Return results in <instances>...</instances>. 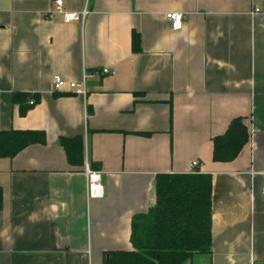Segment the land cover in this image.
Listing matches in <instances>:
<instances>
[{
	"label": "crops",
	"instance_id": "obj_1",
	"mask_svg": "<svg viewBox=\"0 0 264 264\" xmlns=\"http://www.w3.org/2000/svg\"><path fill=\"white\" fill-rule=\"evenodd\" d=\"M51 8L0 0V130L46 135L0 157V264H102L131 250V219L154 205L155 176L193 161L212 180L211 252L185 264L264 262V0H64L89 10L83 23ZM170 11L184 14L181 29ZM103 67L113 73L90 76L85 95L52 90L55 76L79 82ZM13 92L39 100L21 116ZM237 116L248 141L213 161L212 137ZM77 135L83 166L59 145ZM86 166L101 197L87 192Z\"/></svg>",
	"mask_w": 264,
	"mask_h": 264
},
{
	"label": "trees",
	"instance_id": "obj_2",
	"mask_svg": "<svg viewBox=\"0 0 264 264\" xmlns=\"http://www.w3.org/2000/svg\"><path fill=\"white\" fill-rule=\"evenodd\" d=\"M140 36L132 34V49L140 51ZM12 102L25 115L39 100L37 94L13 92ZM33 104H29V100ZM249 138L242 116L230 120L226 130L212 137V159L232 161ZM46 142L41 130H0V157L12 158L30 144ZM59 145L68 163L83 166L82 136L60 137ZM93 169L99 165L92 163ZM211 175L192 170L187 173H159L154 181V205L131 219L129 251L105 252L102 264H185L195 255L211 252ZM2 191L0 188V209ZM261 264H264L262 262Z\"/></svg>",
	"mask_w": 264,
	"mask_h": 264
},
{
	"label": "built area",
	"instance_id": "obj_3",
	"mask_svg": "<svg viewBox=\"0 0 264 264\" xmlns=\"http://www.w3.org/2000/svg\"><path fill=\"white\" fill-rule=\"evenodd\" d=\"M260 11L259 7L254 8V12ZM51 13L61 14L62 20L65 23L77 22L83 23L89 14L87 8H83L80 11H67L64 9V0H52ZM165 17L169 20L171 28L173 30H179L183 27L185 16L181 12L170 11L165 14ZM113 70L103 67L100 70L84 71L82 80L79 82L68 81L66 82L59 76H55L53 79L52 90L55 92L61 91L63 87L67 86L70 92L74 94L85 95L87 92L86 81L92 75H108L112 74ZM29 104H33V100H29ZM198 166L197 161L191 163L192 170H195ZM191 170V171H192ZM86 180H87V192L89 196L101 197L103 195L102 185L100 182V175L98 171L90 170L88 166L85 167ZM261 193L264 196V172L262 173Z\"/></svg>",
	"mask_w": 264,
	"mask_h": 264
}]
</instances>
